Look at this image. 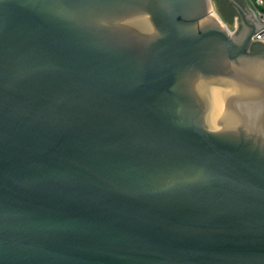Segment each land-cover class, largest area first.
Wrapping results in <instances>:
<instances>
[{"label":"water","instance_id":"1","mask_svg":"<svg viewBox=\"0 0 264 264\" xmlns=\"http://www.w3.org/2000/svg\"><path fill=\"white\" fill-rule=\"evenodd\" d=\"M204 1L0 0V264H264V25Z\"/></svg>","mask_w":264,"mask_h":264},{"label":"flooded vegetation","instance_id":"2","mask_svg":"<svg viewBox=\"0 0 264 264\" xmlns=\"http://www.w3.org/2000/svg\"><path fill=\"white\" fill-rule=\"evenodd\" d=\"M234 2H238V4H234ZM198 7L200 10L203 9L204 13H206L203 19L207 18L213 10L218 13L222 22H224L223 20L229 21L233 14L236 16V19L238 17L243 19L242 23L237 20L236 26L233 25L234 22L230 24L232 31H234V35H236V39L229 37L227 34L229 41H231L235 47L239 46L247 35L257 29V25L250 16V13L249 17L245 16V13H248L249 9L246 7L244 0H205ZM239 34H241V36H239ZM246 52L249 56L247 60L251 58H264V46L261 44H251Z\"/></svg>","mask_w":264,"mask_h":264},{"label":"built area","instance_id":"3","mask_svg":"<svg viewBox=\"0 0 264 264\" xmlns=\"http://www.w3.org/2000/svg\"><path fill=\"white\" fill-rule=\"evenodd\" d=\"M249 11L252 13L257 22H260L264 25V0H255L252 3ZM232 33H234V31H232ZM257 41L264 44V27L254 33L253 37L251 38V44Z\"/></svg>","mask_w":264,"mask_h":264},{"label":"rangeland","instance_id":"4","mask_svg":"<svg viewBox=\"0 0 264 264\" xmlns=\"http://www.w3.org/2000/svg\"><path fill=\"white\" fill-rule=\"evenodd\" d=\"M244 1H245L246 5H247L248 9H250V7L252 6V3H253L255 0H244ZM212 13H213L214 15H218V13H217L215 10H213ZM212 13H211V14H212ZM218 16H219V15H218ZM217 21H218L221 25H223V26L229 31L228 36L230 37V35L232 34V27H231L230 25H228V24H225L224 22L221 23L218 19H217ZM197 33H198V32H197Z\"/></svg>","mask_w":264,"mask_h":264},{"label":"trees","instance_id":"5","mask_svg":"<svg viewBox=\"0 0 264 264\" xmlns=\"http://www.w3.org/2000/svg\"><path fill=\"white\" fill-rule=\"evenodd\" d=\"M235 17L236 16L233 14L232 17H231V19L229 21H226V20H223V21H224L225 24L230 25V24H232L234 22Z\"/></svg>","mask_w":264,"mask_h":264},{"label":"crops","instance_id":"6","mask_svg":"<svg viewBox=\"0 0 264 264\" xmlns=\"http://www.w3.org/2000/svg\"><path fill=\"white\" fill-rule=\"evenodd\" d=\"M244 3H245V1H244ZM245 5H246V3H245ZM246 7H247V5H246ZM248 8V7H247Z\"/></svg>","mask_w":264,"mask_h":264},{"label":"bare ground","instance_id":"7","mask_svg":"<svg viewBox=\"0 0 264 264\" xmlns=\"http://www.w3.org/2000/svg\"><path fill=\"white\" fill-rule=\"evenodd\" d=\"M215 17H216V15H215ZM216 19H217V17H216Z\"/></svg>","mask_w":264,"mask_h":264}]
</instances>
